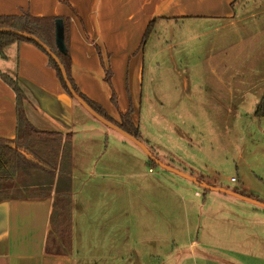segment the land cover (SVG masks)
<instances>
[{
    "label": "rangeland",
    "instance_id": "1",
    "mask_svg": "<svg viewBox=\"0 0 264 264\" xmlns=\"http://www.w3.org/2000/svg\"><path fill=\"white\" fill-rule=\"evenodd\" d=\"M257 2L242 0L230 19L160 21L145 38L136 120L158 160L264 203V117L255 116L264 0ZM76 106L90 130L80 134L87 145L72 189L86 208L75 264H264L263 208L150 164L137 144ZM114 207L123 210L115 217Z\"/></svg>",
    "mask_w": 264,
    "mask_h": 264
},
{
    "label": "crops",
    "instance_id": "2",
    "mask_svg": "<svg viewBox=\"0 0 264 264\" xmlns=\"http://www.w3.org/2000/svg\"><path fill=\"white\" fill-rule=\"evenodd\" d=\"M241 1L0 0V16L62 19L66 27L71 75L79 90L117 122L121 121L122 114L131 111V118L137 125L138 96L141 94L138 84L139 79L144 78L145 36L151 22L154 21V26L150 34L162 20L179 21L191 17L230 19L236 16L235 5ZM245 34L250 38L256 36L251 30ZM46 38L52 44L51 32ZM1 74L18 81L25 94V113L33 127L59 133L63 137L71 136L68 187L72 198V227L67 247L58 241L48 248L56 187L63 177L58 165L55 168L48 162V166L25 148L24 169L18 173L15 186L0 187V264H75L74 246L81 219L78 213L86 208L73 195L72 189L74 172L84 159V153H80L87 145L79 143V139L82 140L80 134L90 130L89 119L77 110L78 102L64 89L50 64L48 53L30 41L15 42L0 52V139L15 142L18 133L15 92ZM55 144L52 142L50 147L53 149ZM104 162L109 164V160ZM96 175L103 178L105 174ZM52 179L54 183L50 189L47 182ZM43 186L45 191L37 190ZM114 210V217L118 216V211H123L117 207ZM100 223L101 219L98 228L102 231L108 229L104 219L103 224ZM98 234L95 232L94 235Z\"/></svg>",
    "mask_w": 264,
    "mask_h": 264
},
{
    "label": "trees",
    "instance_id": "3",
    "mask_svg": "<svg viewBox=\"0 0 264 264\" xmlns=\"http://www.w3.org/2000/svg\"><path fill=\"white\" fill-rule=\"evenodd\" d=\"M57 18H38L30 15L22 16H0V28L8 27L20 31H25L38 36L43 42H45L60 58L64 64L68 78L71 81L74 89L81 95V97L100 115L107 120L118 125L121 129L125 130L129 134L139 139L140 131L138 125L134 124L131 118V111L121 115V121L117 122L110 117L107 112L95 102L89 100L77 87L73 77L71 75V61L69 50L66 44V51L61 52L56 46V25ZM154 26V21L148 27V37ZM65 26H64V38H65ZM51 32L53 37L52 44H49L46 38L47 33ZM30 41L38 46V43L33 40L26 39L9 32L0 33V52H3L4 48L8 45L20 42ZM41 47V46H40ZM42 48V47H41ZM50 64L55 68L57 76L59 77L64 89L69 93L66 83L63 80L60 68L57 63L49 56ZM2 78L14 89L16 96V110H17V124L18 133L15 142L0 139V187L6 186V184H12L15 182L20 170L24 169V150L32 151L35 158L41 160L45 164L51 163L55 168L57 165L62 173V184L56 187L53 209L51 213V230L48 237V248L59 243L63 246H68L71 238V207L72 198L70 195V188L68 187L70 180V166H71V136L68 134L63 137L59 133L47 132L38 130L29 122L25 109L24 100L25 94L20 88L18 81L6 74H1ZM255 116L258 118L264 117V93L261 96L255 110ZM45 136V139H42ZM56 142L55 147L52 149L51 143ZM38 145H42L41 147ZM61 151V152H59ZM61 156H60V154ZM150 164H155L152 160ZM67 182H66V181ZM65 181V182H64ZM49 188L54 183V180L47 182ZM37 190L45 191V186L38 188ZM241 194H244L240 192ZM50 250V249H49Z\"/></svg>",
    "mask_w": 264,
    "mask_h": 264
},
{
    "label": "water",
    "instance_id": "4",
    "mask_svg": "<svg viewBox=\"0 0 264 264\" xmlns=\"http://www.w3.org/2000/svg\"><path fill=\"white\" fill-rule=\"evenodd\" d=\"M55 25H56V33H55L56 46H57L59 51L64 52V51H66V44H65V38H64L63 20L59 19V18L56 19ZM1 32L13 33V34L18 35L20 37L30 39V40H33L34 42L38 43L48 53V55L57 63L58 67L60 68L63 80L66 83L67 88L69 90L70 96L73 99H75L90 115H92L93 117H95L97 120H99L100 122H102L106 126L114 129L115 131L119 132L121 135H123L127 139H129L132 142H134L135 144H137L140 148H142L144 150V152L147 154L148 158L150 160H152L153 162H155V164H157L158 166L162 167L163 169H165L167 171L173 172L176 175H179L180 177H183V178L189 180L190 182H193L194 184L198 185L199 187H201L205 190L216 191V192L228 194V195H231L233 197L240 198L244 201L250 202V203L257 205V206L264 209V203L256 200L255 198L246 196L244 194H241L238 191H233L229 188L214 186L211 183L205 182L203 179H201L197 176H193L192 174H188L184 171H180L179 169L173 167L172 165L158 160L152 154V152L146 147V145L143 142H141L138 138L129 134L125 130L121 129L118 125L114 124L113 122L107 120L105 117L100 115L97 111H95L81 97V95L74 89L71 81L69 80L67 70H66L64 64L61 62L59 56L45 42H43L38 36H36L32 33H29V32L20 31V30L8 28V27L0 28V33Z\"/></svg>",
    "mask_w": 264,
    "mask_h": 264
},
{
    "label": "built area",
    "instance_id": "5",
    "mask_svg": "<svg viewBox=\"0 0 264 264\" xmlns=\"http://www.w3.org/2000/svg\"><path fill=\"white\" fill-rule=\"evenodd\" d=\"M232 181H235V179H234V178H232Z\"/></svg>",
    "mask_w": 264,
    "mask_h": 264
}]
</instances>
